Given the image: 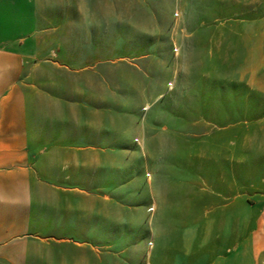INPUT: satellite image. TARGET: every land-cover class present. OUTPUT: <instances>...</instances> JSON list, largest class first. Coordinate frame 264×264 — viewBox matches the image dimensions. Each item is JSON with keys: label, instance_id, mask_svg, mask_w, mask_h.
Listing matches in <instances>:
<instances>
[{"label": "rangeland", "instance_id": "374dc122", "mask_svg": "<svg viewBox=\"0 0 264 264\" xmlns=\"http://www.w3.org/2000/svg\"><path fill=\"white\" fill-rule=\"evenodd\" d=\"M37 2L30 130L104 143L102 264H209L227 202H264V0Z\"/></svg>", "mask_w": 264, "mask_h": 264}, {"label": "crops", "instance_id": "0c3cea01", "mask_svg": "<svg viewBox=\"0 0 264 264\" xmlns=\"http://www.w3.org/2000/svg\"><path fill=\"white\" fill-rule=\"evenodd\" d=\"M42 17L37 0H0V264L106 263V247L92 245L106 241L96 228L106 219L91 216L101 203L85 200L107 189L104 143L75 140L39 113L30 130L21 78ZM226 206L209 264H264V202Z\"/></svg>", "mask_w": 264, "mask_h": 264}, {"label": "built area", "instance_id": "2783aa9c", "mask_svg": "<svg viewBox=\"0 0 264 264\" xmlns=\"http://www.w3.org/2000/svg\"><path fill=\"white\" fill-rule=\"evenodd\" d=\"M179 15V13H176V16H178Z\"/></svg>", "mask_w": 264, "mask_h": 264}]
</instances>
